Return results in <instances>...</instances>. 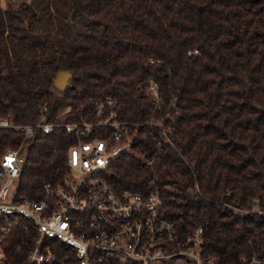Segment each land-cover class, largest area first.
I'll use <instances>...</instances> for the list:
<instances>
[{
  "label": "trees",
  "instance_id": "obj_1",
  "mask_svg": "<svg viewBox=\"0 0 264 264\" xmlns=\"http://www.w3.org/2000/svg\"><path fill=\"white\" fill-rule=\"evenodd\" d=\"M196 49V51H194ZM71 77L60 92L52 79ZM158 84L154 110L146 87ZM116 100L119 118L167 113L160 145L139 133L133 153L110 162L119 186L158 188L160 214L183 238L200 225L202 254L215 264H264V0H20L0 6V115L33 122L46 102L48 133L26 142L17 199L43 196L61 178L68 146L63 123L89 118L94 99ZM71 111L53 118L57 109ZM20 131L0 128V156ZM147 151V152H144ZM148 157L153 158L147 163ZM244 211L234 212L229 205ZM1 222V221H0ZM18 216L2 240L9 264H26L35 229ZM54 262L78 264L56 238Z\"/></svg>",
  "mask_w": 264,
  "mask_h": 264
},
{
  "label": "built area",
  "instance_id": "obj_2",
  "mask_svg": "<svg viewBox=\"0 0 264 264\" xmlns=\"http://www.w3.org/2000/svg\"><path fill=\"white\" fill-rule=\"evenodd\" d=\"M196 51V49H194ZM153 108H162L163 98L156 81L146 87ZM89 118L65 122L66 131L75 141L65 156L61 178L43 183V196L17 199V178L23 166L22 145L35 132L48 133L54 121L48 117L46 102L39 104L38 117L33 122L14 123L11 116L0 115V128L12 127L22 138L17 147L6 148L0 156V264H9L2 240L18 216L24 218L26 229H35L26 264H42L58 259L51 238L72 249L63 257L74 255L78 264H162L173 255L185 253L203 263L200 225L183 238L176 239L172 223L160 214L161 199L156 186L131 189L110 179V162L121 154L141 156L136 143L142 133L160 145L167 140L171 127L167 113L150 115L142 122H128L118 117L116 100L111 97L94 99ZM71 111L70 104L57 109L53 118ZM147 152V151H144ZM153 158L148 157L147 163ZM234 212L244 210L228 204ZM264 215V209H257ZM249 264H262L253 255Z\"/></svg>",
  "mask_w": 264,
  "mask_h": 264
},
{
  "label": "rangeland",
  "instance_id": "obj_3",
  "mask_svg": "<svg viewBox=\"0 0 264 264\" xmlns=\"http://www.w3.org/2000/svg\"><path fill=\"white\" fill-rule=\"evenodd\" d=\"M19 1L20 0H0V6H2L4 8L9 3H12L13 5H16L17 2H19ZM52 88H53L54 91L60 92L59 88H57L55 86H52ZM69 113H67V114H69ZM9 116H11V115L9 114ZM62 116H64V115H62ZM62 116H59V117H62ZM25 149H26V143H24L22 145V150L24 151ZM203 263L204 264H215L214 261H213V258H211V257H204L203 258ZM162 264H196V261L191 256H188L185 253H181V254H178V255H173L168 260H164L162 262Z\"/></svg>",
  "mask_w": 264,
  "mask_h": 264
},
{
  "label": "water",
  "instance_id": "obj_4",
  "mask_svg": "<svg viewBox=\"0 0 264 264\" xmlns=\"http://www.w3.org/2000/svg\"><path fill=\"white\" fill-rule=\"evenodd\" d=\"M70 77L71 73L68 70L61 69L53 77L52 82L55 87L63 89L66 86Z\"/></svg>",
  "mask_w": 264,
  "mask_h": 264
},
{
  "label": "crops",
  "instance_id": "obj_5",
  "mask_svg": "<svg viewBox=\"0 0 264 264\" xmlns=\"http://www.w3.org/2000/svg\"><path fill=\"white\" fill-rule=\"evenodd\" d=\"M2 7V6H1Z\"/></svg>",
  "mask_w": 264,
  "mask_h": 264
}]
</instances>
